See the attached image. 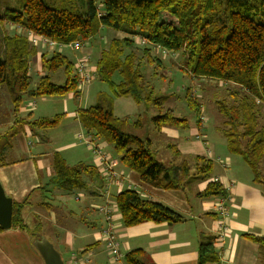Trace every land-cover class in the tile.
Masks as SVG:
<instances>
[{
	"label": "trees",
	"instance_id": "16d2710c",
	"mask_svg": "<svg viewBox=\"0 0 264 264\" xmlns=\"http://www.w3.org/2000/svg\"><path fill=\"white\" fill-rule=\"evenodd\" d=\"M6 23L13 24L15 32L0 36V87L6 89L15 116L25 98L68 94L78 97L81 91L76 61L55 50L48 55L40 54L41 68L46 74L32 84L30 59H37L34 36L42 35L65 46L75 41L86 46L96 40L100 42L98 37L104 30L123 34L108 40L95 61L87 54L89 63L95 64L97 79L108 85L109 92H97L95 102L86 108L79 107L76 117L97 147V140L110 145L122 166L135 171L153 187L186 190L193 182L205 181L196 197L214 198L225 193L220 182L211 179L212 159L204 155L182 157L176 145L169 143L166 147L172 158L182 159L164 165L156 159L149 139L127 132L130 125L138 126L141 115L131 122L114 114V99L130 97L146 110L155 109L150 122L156 130L186 128L188 119L176 117L172 108L163 107L166 97H155L153 87L145 82L144 76L149 73L144 69L145 63L153 61L157 67L164 66L159 58L150 59L154 47L164 50L165 56L179 53L180 69L191 77L235 85L229 96L232 101L227 98L215 101L221 116L216 129L225 140L227 152L242 160L250 171L251 181L261 188L264 196V111L256 103L258 100L264 104V0H23L21 11L0 10V27ZM19 30L30 33L31 38L19 34ZM138 35L146 41L141 42ZM60 69L65 80L58 85L50 81L49 73ZM114 75L119 76L118 82H114ZM192 96L186 90L185 103L197 116L200 103ZM30 114L17 123L46 130L58 126L63 118V114H56L29 119ZM18 133L9 131L0 135V141L10 149ZM4 136L8 140L6 137L2 140ZM6 147H0V166L14 162L6 160ZM51 168L48 185L65 192L83 190L86 179L98 178L93 166L82 162L68 165L59 152L53 153ZM113 200L125 227L141 222L172 224L183 220L176 211L132 189L114 193ZM28 205L34 206H30L33 212L34 208L51 207L49 203H29L28 197L22 202L12 200L10 228L36 239L42 234V226L38 232H27L24 216ZM244 238L258 244V262L264 264V237L245 234ZM214 245L215 237L202 239L197 264L219 262ZM141 257L139 250H132L124 255V262L146 264Z\"/></svg>",
	"mask_w": 264,
	"mask_h": 264
},
{
	"label": "crops",
	"instance_id": "0c3cea01",
	"mask_svg": "<svg viewBox=\"0 0 264 264\" xmlns=\"http://www.w3.org/2000/svg\"><path fill=\"white\" fill-rule=\"evenodd\" d=\"M115 35L122 37L123 34L116 32ZM106 42L107 39L102 37L99 50L97 43L91 42L79 52H74L73 62L75 63L77 56L87 54H90L95 61L96 55ZM36 50L39 57L40 50L37 48ZM48 50L52 52L53 49L46 48L45 51ZM42 51L43 49L40 52ZM34 59H30L31 76L33 74L36 78L44 76L46 73L41 72L39 60L34 61ZM159 59V63L162 64L163 58ZM93 66L95 68V64ZM93 73L95 80L97 79L95 70ZM91 84L81 88L78 97L68 94L62 97L27 98L16 116L12 113L6 89L0 87V133L5 130H7L5 133L19 131L13 138L9 152L5 154L7 161L14 162L0 166V183L5 194L15 202H22L28 197L29 203L50 204L49 209L46 206L40 208L43 212L39 210L33 212V208L30 207L32 205H28L27 208L31 209L28 212L39 214L38 216L43 217L44 220L51 219L59 234L55 236L56 245L50 242L60 254L64 251L62 254L68 255L69 260H73L74 264H113L106 240L102 235L106 220L104 213L100 211V206L104 204L101 202L106 191L116 193L123 189L135 190L140 196L162 203L176 211L183 220L172 224L141 222L125 227L122 225L116 204L106 203V206L113 209L114 230L123 255L132 250H139L141 259L146 264H197V253L202 239L217 235L215 197L206 199L196 197V191L205 186V181L192 183L193 201L188 198L186 190L153 187L143 182L135 171L122 166L110 145L97 140L96 144L110 160L115 162L113 168L116 169L117 179L108 184V190L101 175L104 170L102 163L93 153L91 146L80 140L79 136L80 133L85 134V132L76 117V110L83 106V103L87 106L95 102L97 92L90 90ZM69 103L73 105L69 107ZM203 108L204 105L201 104L197 116L186 115L188 122L185 129L161 127L160 130H156L153 125L152 129L156 136L168 141L165 147L169 143L175 144L182 157L204 155L212 159L214 169L211 179L217 177L222 187L228 189L226 220L228 231L223 239L219 243L215 242L214 245L215 250L219 252V264H262L258 262V244L244 238V235L264 237L263 192L251 181L250 171L248 175L245 170L241 172L232 168L233 163L240 161L227 152L225 140L222 143L218 139L221 137L208 134L206 131L208 118ZM113 111L116 117L128 118L133 122L140 117L142 107L130 97H119L114 99ZM29 112L31 113L29 119L51 117L56 114H63V118L58 126L46 130L28 128L17 123V120L24 119ZM200 114L204 116V123L199 120ZM140 127L139 123L136 128ZM85 136L89 135L85 134ZM155 140L150 139L153 146ZM55 152H59L68 165L82 162L93 166L98 172V178L86 179L85 189L72 192H65L48 185L52 177V155ZM165 156L174 163L182 159H173L172 155L168 157L167 154ZM215 158H219L222 163L226 162V167L215 161ZM33 240V237L19 229L10 228L0 231V264H44L33 245ZM105 251L106 263H103L104 259L102 260L100 255Z\"/></svg>",
	"mask_w": 264,
	"mask_h": 264
},
{
	"label": "rangeland",
	"instance_id": "374dc122",
	"mask_svg": "<svg viewBox=\"0 0 264 264\" xmlns=\"http://www.w3.org/2000/svg\"><path fill=\"white\" fill-rule=\"evenodd\" d=\"M22 6H23V0H0V10L13 9V10H20L21 11ZM12 25L13 24H8V23L1 25L0 36L2 34L14 33L15 32V30H14L15 26H12ZM18 33L19 34L23 33L24 35H27L28 38H31L30 33H26L24 30H19ZM115 34H116V32H113L111 30H109L107 32H105V30H104L102 32V34L100 35V37H98V38L105 37L108 41L112 37H115L116 36ZM33 39H34V41H33ZM33 39H32V41H33L35 48L39 49L40 51H41V49H43V51L46 52L47 55L51 53L49 50H48L49 52L45 51V50H46V48L52 49L53 46L49 45L47 47L44 45L43 40L38 41V39H36V38H33ZM95 42L97 43V50H99L100 46H99L98 40H96ZM0 48L2 50V45H0ZM53 50L60 51L63 55H65L67 58L71 59L72 61H74V58H73L74 52H77V51L72 52L67 47H62L60 50H58L57 47H54ZM53 50H51V51H53ZM40 51L38 52L39 54L43 53V51L42 52H40ZM167 54L168 55L165 56V54L159 53L156 49L152 50V52L150 53V59H153V57L156 58L157 56L160 58V55H161V58H163L161 61H164V62H162V65H164V66L157 67L155 62H153L152 60H151L152 61L151 63H145L146 65H145L144 69H147L149 71V73L146 76H144L146 84L148 86L153 87L155 97H162V96L166 97L163 107L172 108L174 110V115L176 117H179V118L185 117L188 119V117H186V115H188V114H189V116L194 115L193 111L189 110L186 106L185 92L187 90L190 92L191 95L195 94L196 95L195 100L198 103H200V105L201 104L204 105L203 111L205 112V115L208 118L206 131L208 132V134L210 136L221 137V135L217 132V129H216L217 126L218 127L220 126L221 116L217 113L215 101L218 99H222V98H227L230 101H232V99L229 96H230L231 91L236 86L233 84H223L222 82L215 80V79L214 80L213 79L212 80L207 79V78H199L198 79V78L191 77L188 73L183 72L180 69L181 68L180 63H181L182 58H180L179 53L178 54L177 53H174V54L167 53ZM98 55H96V59L98 58ZM79 58L80 57H78V59ZM37 59L39 60V57H37ZM39 62H40V60H39ZM40 66H41V64H40ZM40 69H41V72H43L42 68H40ZM153 73H155V75H153ZM49 74H51V76L49 77L51 82L58 84V85H61L64 83L65 76L62 72V69L57 70L56 72L49 73ZM93 74H94L93 79L90 82V83H92L90 90L92 92L94 90L96 92H109L108 85L106 83L101 82L99 79L94 80L95 73H93ZM32 78H33L32 84H34V82H36L38 78H36V76L34 74H33ZM113 79H114V82H118L120 80L118 75H114ZM26 99L27 98H25L24 100L26 101ZM54 99H57V98H54ZM57 100H59V99H57ZM9 101H10V99H9ZM92 101H93V99H92ZM68 102H70V101H68ZM72 105L73 104L69 103V107ZM22 106H23V103H22ZM87 106H89V105H87ZM87 106H85V103H83V106H81L80 108H86ZM141 107H142V112H141L142 120L140 122L141 127L136 128L133 125H130L127 129V132L129 134L138 136V137L142 138L143 140L144 139H149V140L150 139H152V140L156 139L154 142V146L152 145V149H154V151L156 153V159L158 161L162 162L164 165H169V164L173 163L174 162L173 160H171L170 158H166V156H165L166 154L168 155V157L171 156L170 151L165 147V144L168 141H163L159 136H156L154 129H152V124L150 122V118H151V116L156 114L155 109L151 108V109L146 110L144 105ZM136 120H137V118L134 119L133 122H135ZM6 131L7 130L1 132L0 134L3 133V135H5ZM5 137L6 136L2 137V140H4ZM6 139L8 140L7 137H6ZM218 139L220 140V142L224 143V139L222 137H221V139L220 138H218ZM2 145H4V147H6V145L0 141V147ZM6 148L7 149L5 151V154L8 151V147H6ZM235 158L240 162H238L236 164L233 163L232 168L236 169L237 171H241V172L245 170L246 173H248V175H249V169L247 168V166L242 162V160L239 157L235 156ZM176 162H179V161L177 160ZM115 170L113 168L112 175L115 173ZM106 174H107V170L104 167V170H102L101 175L106 177ZM192 187H193V185L191 184L186 189L188 198H191ZM109 194L106 197L103 196L101 203H115L113 200L114 192H111V195H109ZM191 200L193 201L194 199L191 198ZM40 208L35 209V210H39L40 212H43V210ZM28 210L31 211L30 208H27V210L25 212V216H24L25 217V224L27 225V229H28L27 232H31V233L38 232L41 230V226H42V235L45 238H47L49 241H51L53 244L56 245L55 236H56V234H59V232L56 231V229H55L56 227H54V223H52L50 221L51 219L49 218V220H44L43 217H40V216H38V218H37L31 212H28ZM39 223L41 225H39ZM119 250H120V248H119ZM62 252H64V251H61V255H62V259L64 261V264H74L73 260L72 261H71V259L69 260V258H68L69 256L63 255ZM120 252H121V250H120ZM106 254H107V252L105 251V252L101 253V255H100V258L102 260L104 259L103 263H106Z\"/></svg>",
	"mask_w": 264,
	"mask_h": 264
},
{
	"label": "built area",
	"instance_id": "2783aa9c",
	"mask_svg": "<svg viewBox=\"0 0 264 264\" xmlns=\"http://www.w3.org/2000/svg\"><path fill=\"white\" fill-rule=\"evenodd\" d=\"M33 38L38 39V41L43 40L45 46L48 47L49 45H51L53 46V48L57 47L58 50H60L62 47H67L73 51H79L83 47H85L84 45L86 44V43L81 44L79 41H75L65 46L64 44H59L42 35L34 36ZM137 39H141V42L146 41V39L141 37L140 35H138ZM154 49H156L161 54H165V51L162 50L161 48L154 47ZM75 68L76 71L78 72L77 84L79 85L80 88H83L85 87V85L89 84L92 81L94 75L93 74L94 67L91 63H89L88 56L85 55L76 60ZM256 103L260 105L262 110L264 111V104L258 100L256 101ZM199 120L204 123V116L200 115ZM79 136H80V140H83L84 143H87L88 145L91 146L93 153L98 157L99 161L107 170L106 177L104 176L103 177L107 185V187L106 186L105 187L108 189V184H110L113 180L117 179L116 172L112 175L113 166L115 165V162L110 160L108 155L100 147H97L92 140H90V136H85V134L82 133H80ZM215 161L222 163L219 158H215ZM222 165L223 167H226L227 163L223 162ZM212 180L219 182V179L217 177L212 178ZM224 190L225 193L223 195H219L215 197V202H214V213L216 214L218 221L217 235L215 236L216 243H219L223 239L224 234L228 231V224L226 220L228 218L227 203L229 202V194L227 192L228 190L227 188H224ZM108 194H109L108 191L104 193L105 196H108ZM112 210H113L112 207L106 206V203L100 206V211L104 213V217L106 220V226H104L102 230V235L106 240L107 249L109 251V254L111 256V261L113 262V264H124L123 261L124 255L119 250V243L114 230ZM216 264H219V262Z\"/></svg>",
	"mask_w": 264,
	"mask_h": 264
},
{
	"label": "water",
	"instance_id": "95a60500",
	"mask_svg": "<svg viewBox=\"0 0 264 264\" xmlns=\"http://www.w3.org/2000/svg\"><path fill=\"white\" fill-rule=\"evenodd\" d=\"M12 217V199L7 196L0 183V228L10 229ZM33 245L44 264H64L60 252L43 235L33 240Z\"/></svg>",
	"mask_w": 264,
	"mask_h": 264
}]
</instances>
